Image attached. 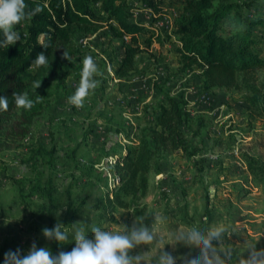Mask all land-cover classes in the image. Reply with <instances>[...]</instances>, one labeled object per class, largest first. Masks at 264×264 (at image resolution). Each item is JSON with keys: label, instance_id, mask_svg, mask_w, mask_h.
Instances as JSON below:
<instances>
[{"label": "rangeland", "instance_id": "obj_1", "mask_svg": "<svg viewBox=\"0 0 264 264\" xmlns=\"http://www.w3.org/2000/svg\"><path fill=\"white\" fill-rule=\"evenodd\" d=\"M171 1L164 0L163 10L155 13L142 0H128L130 19L152 27L161 41L142 45L134 68L121 77L114 73L120 39L104 21L88 30L76 28L72 67L61 75L62 83L49 80L46 110L35 119L21 147L0 153L1 261L9 250L19 249L24 256L33 242L37 248L45 246L42 229L49 222L37 208L43 199L37 194L28 197V188L26 199L19 196L15 183L26 181L27 186L40 178L42 184L50 179L55 186L53 219L61 224L72 218L66 225L70 234L84 229L91 239V228L98 226L130 236L134 229L146 228L153 239L128 250L131 264H167L169 256L174 264H190L202 256V246L189 242V234L196 231L208 238L217 228L223 231L207 250L212 264H264V194L251 182L240 157L241 151L264 155V119L250 112L240 92L204 89L200 65L179 69L178 42L169 37L178 6ZM237 1L248 4L243 8L246 14H264V0ZM24 32L25 27L21 36ZM88 55L99 68L100 74L93 77L98 86L77 108L68 98L79 84ZM32 72L31 68L25 74ZM166 95L185 100L188 122L183 131L197 151L192 157L175 152L150 176L149 191L140 199L145 215L136 226L129 209L116 207L104 214L92 205L116 186L111 171L116 158L136 146ZM67 243L70 250L75 246L71 235Z\"/></svg>", "mask_w": 264, "mask_h": 264}, {"label": "trees", "instance_id": "obj_2", "mask_svg": "<svg viewBox=\"0 0 264 264\" xmlns=\"http://www.w3.org/2000/svg\"><path fill=\"white\" fill-rule=\"evenodd\" d=\"M142 1L152 6L155 13L161 12L165 4L164 0ZM172 1L177 3L178 12L169 37L174 36L178 42L179 69L185 71L200 65L204 89L236 90L250 107V112L264 119V14L251 16L244 13L243 8L248 4L237 0ZM25 3L29 10L38 4L43 11L15 26L20 36L25 27L20 41L7 49L0 48V96L9 100L8 110L0 111V153L21 147L35 119L46 110L49 80H60L61 75L72 67L71 57L76 53L73 43L76 28L88 30L104 21L112 36L120 39L119 64L114 69L118 77L134 68L135 56L142 52V45L149 47L153 41H161L152 27L130 19L128 0H25ZM3 39L0 32V40ZM43 44L49 47L45 50L41 46ZM65 50L70 60L62 57ZM40 52H45L49 67L36 68L33 65ZM31 68V75H26ZM35 80H41V86L36 90L32 88ZM60 81L63 82L62 79ZM25 91L33 100L37 95L42 96V102L31 111L18 109L12 100L13 92ZM185 103L182 98L165 96V102L158 105L154 114V123L142 128L136 146L126 148L116 158L111 171L117 184L94 201L92 206L95 209L104 214L116 207L129 209L135 225L140 226L146 211L140 199L149 191L150 176L157 173L163 161L177 151L187 157L196 154V148L183 131L188 122ZM240 157L251 182L264 194V155L241 151ZM25 182L15 181L18 195L26 199L24 191L28 188V197L34 194L41 197L43 201L37 208L48 220V228H53L57 224L53 219L57 190L52 181L48 179L42 184L39 178L36 183L29 181L27 186ZM70 194L66 190L67 198H71ZM70 205L73 203H67ZM71 220L62 221L63 231ZM129 224L127 221V229ZM44 247L49 248L53 255L71 251L67 242L58 244L48 239ZM0 264L4 262L0 260Z\"/></svg>", "mask_w": 264, "mask_h": 264}, {"label": "clouds", "instance_id": "obj_3", "mask_svg": "<svg viewBox=\"0 0 264 264\" xmlns=\"http://www.w3.org/2000/svg\"><path fill=\"white\" fill-rule=\"evenodd\" d=\"M43 11L40 5L29 10L25 0H0V32L4 39L0 40V48L7 49L10 45H15L20 41V33L15 30V26L25 20H31L36 14ZM45 50L48 44L41 45ZM62 57L70 60L69 54L65 50ZM36 68L49 67V59L45 52H40L33 61ZM82 70L79 84L75 92L68 98V103L77 108H82L84 100L91 91L98 86V81L93 77L100 74L93 57L88 55L83 58ZM41 86V80H35L32 88L36 90ZM12 100L18 109L31 111L36 104L42 102V96L37 95L35 100L30 99L28 93L13 92ZM9 100L6 96H0V111H7ZM59 215V213H58ZM62 224L57 223L53 228H43L42 234L48 240H54L58 244L68 242L69 235L75 241V246L71 251H60L53 255L49 248H37L33 242L27 255L21 256L19 249L5 253L4 264H131L128 250L140 243H148L153 237L146 228L134 229L131 235L113 233L103 230L101 227L93 226L91 232L93 238L86 237L84 229L75 230L70 234L62 230ZM223 229L217 228L209 232L208 238L201 236L199 232L193 231L189 234V242L196 246H202V256L193 259L190 264H212L208 259L207 250L211 249L212 239L220 236ZM167 264H174L171 256L168 257Z\"/></svg>", "mask_w": 264, "mask_h": 264}]
</instances>
